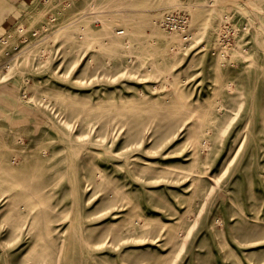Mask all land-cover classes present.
Masks as SVG:
<instances>
[{
  "label": "rangeland",
  "instance_id": "rangeland-1",
  "mask_svg": "<svg viewBox=\"0 0 264 264\" xmlns=\"http://www.w3.org/2000/svg\"><path fill=\"white\" fill-rule=\"evenodd\" d=\"M0 264H264V0H0Z\"/></svg>",
  "mask_w": 264,
  "mask_h": 264
},
{
  "label": "built area",
  "instance_id": "built-area-1",
  "mask_svg": "<svg viewBox=\"0 0 264 264\" xmlns=\"http://www.w3.org/2000/svg\"><path fill=\"white\" fill-rule=\"evenodd\" d=\"M161 23H164L169 30L186 29L188 27V25H186L187 27L185 26V18L177 12H163L161 16Z\"/></svg>",
  "mask_w": 264,
  "mask_h": 264
},
{
  "label": "bare ground",
  "instance_id": "bare-ground-1",
  "mask_svg": "<svg viewBox=\"0 0 264 264\" xmlns=\"http://www.w3.org/2000/svg\"><path fill=\"white\" fill-rule=\"evenodd\" d=\"M176 7V6H175ZM21 29V28H20ZM119 32V31H118ZM172 35V34H171ZM175 35V34H174ZM177 39V38H176ZM176 39H175V41H176ZM182 105H183V103H182ZM181 217V216H180ZM261 226H263V225H261ZM249 228V227H248Z\"/></svg>",
  "mask_w": 264,
  "mask_h": 264
}]
</instances>
